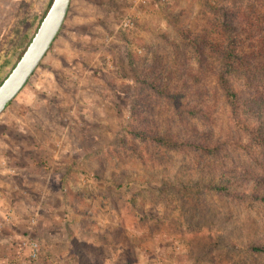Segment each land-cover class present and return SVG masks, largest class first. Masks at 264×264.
<instances>
[{"label":"rangeland","instance_id":"rangeland-1","mask_svg":"<svg viewBox=\"0 0 264 264\" xmlns=\"http://www.w3.org/2000/svg\"><path fill=\"white\" fill-rule=\"evenodd\" d=\"M226 1L70 0L45 56L0 113V264H264V251L247 246L264 244V206L205 188L191 156L152 145L139 156L125 133L133 77L149 68L204 102L210 119H188V129L232 139L218 56L199 66L178 35L210 33ZM50 2L0 0V82ZM146 94L144 116L177 132L168 101ZM238 153L229 157L244 159Z\"/></svg>","mask_w":264,"mask_h":264},{"label":"trees","instance_id":"trees-1","mask_svg":"<svg viewBox=\"0 0 264 264\" xmlns=\"http://www.w3.org/2000/svg\"><path fill=\"white\" fill-rule=\"evenodd\" d=\"M215 9L220 13V20L209 31L212 35L179 28L182 41L179 43L188 47L201 67L212 68L211 57L218 56L213 70L228 110L232 139H215L195 127L188 129V119H210L204 102L188 99L185 83L181 85L185 91L170 89L168 77L149 68L136 72L133 77L142 92H135L125 133L129 144L133 143L130 148L139 156H144L143 147L151 145L191 156L193 175L201 179L205 188L231 201L264 206V59L253 63L264 55L260 46L264 47V1L219 2ZM254 45L259 47L248 53L246 48L253 49ZM146 92L168 101L177 119V132L154 128L152 121L144 116ZM238 152L244 159L236 158ZM230 153L236 157H229ZM247 246L253 253L264 251L263 243L251 242Z\"/></svg>","mask_w":264,"mask_h":264},{"label":"water","instance_id":"water-1","mask_svg":"<svg viewBox=\"0 0 264 264\" xmlns=\"http://www.w3.org/2000/svg\"><path fill=\"white\" fill-rule=\"evenodd\" d=\"M70 0H52L20 57L0 83V113L19 93L59 32Z\"/></svg>","mask_w":264,"mask_h":264},{"label":"built area","instance_id":"built-area-1","mask_svg":"<svg viewBox=\"0 0 264 264\" xmlns=\"http://www.w3.org/2000/svg\"><path fill=\"white\" fill-rule=\"evenodd\" d=\"M30 256L33 257L34 256V253H31Z\"/></svg>","mask_w":264,"mask_h":264}]
</instances>
